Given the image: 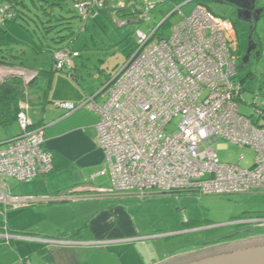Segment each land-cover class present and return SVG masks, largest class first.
<instances>
[{
	"label": "built area",
	"instance_id": "2783aa9c",
	"mask_svg": "<svg viewBox=\"0 0 264 264\" xmlns=\"http://www.w3.org/2000/svg\"><path fill=\"white\" fill-rule=\"evenodd\" d=\"M111 1L114 7L125 6L122 0ZM162 1L142 0L141 8L137 6L139 20L148 19ZM106 7V0L74 4L82 23L97 18ZM13 17L9 5L0 6V23ZM157 30L137 31L134 52L97 97L79 106L57 105L69 111L85 107L98 116L99 144L106 163L99 175L108 172L111 180L110 187L98 192L143 201L154 193L264 191V103H254L251 117L239 110L243 86L237 80V58L230 48L233 22L198 3L189 16L171 26L169 37H157ZM54 60L56 70L72 69L68 50L56 51ZM100 96L104 98L101 102ZM22 108L18 124L23 135L0 146V239L7 245L21 238L10 233L8 211L51 200L49 196L15 195L8 184V179L28 182L53 169L52 156L44 147V129L30 130L28 106ZM176 119V129L170 132ZM220 140L251 148L255 152L252 166L221 162L214 148ZM73 191L60 192L52 199L76 201L96 196H75Z\"/></svg>",
	"mask_w": 264,
	"mask_h": 264
},
{
	"label": "crops",
	"instance_id": "0c3cea01",
	"mask_svg": "<svg viewBox=\"0 0 264 264\" xmlns=\"http://www.w3.org/2000/svg\"><path fill=\"white\" fill-rule=\"evenodd\" d=\"M122 1L129 7L134 4L138 6L141 2V0ZM212 1L220 6L223 5L220 3L221 0H208L207 5H204L210 10ZM110 3L115 2L106 0V5L114 7ZM191 3L195 6L198 4L197 0H163L157 6L160 7L161 12H166L161 13L164 20L176 9L179 12ZM165 7H167L166 10ZM102 17L109 20L104 14H100L96 20L89 19L87 23L88 21L98 23ZM81 24H83L82 21ZM118 24V21L113 20L112 25L118 28ZM129 25L133 24L125 26ZM0 48H8L6 37ZM230 48L232 54L238 59L240 47L236 27ZM72 63L75 77L56 74L49 95L51 103L44 107L39 106L41 116L38 117V126L44 129V147L52 156L53 169L49 174L34 179L28 186V194L20 195L49 196L51 200L32 202L19 209L8 211L7 222L10 233L21 238L12 239L9 245H0V264H157L163 262V258H160L152 259L148 263L147 254L137 248L136 243L146 239H164L175 234H148L143 219H139L143 217L142 211L139 210L143 206L140 205L142 201H136V197L98 192L99 189L110 187L111 180L108 172L105 176L99 175L106 163L105 154L99 144L97 114L85 107L69 111L57 106L61 103L76 106L83 104L89 97L101 92L104 83L112 74L106 77L103 83L99 81L98 76H95L96 84L87 85L89 81L87 77L92 75L86 69L85 63H81L83 70L73 60ZM19 68L28 73H35L28 68L0 66V82L10 75L17 74L16 71ZM103 99L100 96L98 101L101 102ZM261 123H263L262 120ZM7 139L0 137V146L5 144ZM68 190H74L75 196L83 197L88 194L96 196L76 201L52 199L60 192ZM195 196L197 195L189 193H154L146 199L153 197L156 200L160 198L165 200L167 198L178 202L184 198L194 200ZM183 208L190 216H193V212L187 205ZM191 220L194 219L190 218L188 223ZM193 257L194 255H189L169 261L181 264Z\"/></svg>",
	"mask_w": 264,
	"mask_h": 264
},
{
	"label": "rangeland",
	"instance_id": "374dc122",
	"mask_svg": "<svg viewBox=\"0 0 264 264\" xmlns=\"http://www.w3.org/2000/svg\"><path fill=\"white\" fill-rule=\"evenodd\" d=\"M67 3L66 9L73 6V0H68ZM110 5L115 6L116 4L110 3ZM217 5L213 1L210 2L211 11L222 18L231 20L236 27L240 47L239 58L236 61V77L238 81H242L243 85V92L238 101L239 110L243 115L251 117L254 103H264V0H240V2L233 1L230 5ZM138 7L141 8V3ZM31 8V15L36 19V11L32 6ZM106 8H109V4ZM195 8L193 3L185 6L171 18L170 24L181 22ZM164 9L166 10L167 7ZM161 13L166 12H161L160 7L157 6L148 14V19L143 23L125 26L127 22L139 21V18L120 17L116 11H113L112 19L118 21V28L103 17L98 20V23L88 21V23L81 24V19L75 16L74 11L63 13L71 18L72 31L75 33L71 42L67 39L63 44H71L72 60L79 68L84 69L81 63L87 66L86 69L92 75L87 77L89 80L87 85L96 84L95 76L99 77L101 83L111 74L113 77L116 76L134 52L137 31L147 33L155 27V24H160ZM170 24L163 29L165 37L171 34ZM23 26L10 24L7 27L6 43L10 52L21 55L28 69L35 72L28 73L23 69H17L18 73L15 75L29 83L40 70L51 69L53 63L51 49L57 44L45 38L42 31L35 29V32L33 23L30 22ZM69 33L68 30H63L59 31V34L51 33L50 37L66 36ZM63 74L57 73L59 76ZM39 84H44V80H40ZM29 97L31 99V93ZM32 99L34 100L31 108L29 107V114L36 119L41 116V111L36 105L38 99L33 97ZM178 121L176 119L171 124L170 132L176 129ZM262 121L264 123V118ZM20 132L18 122H15L6 129L0 128V137L7 139ZM214 148L223 163L249 168L255 159V152L251 148L229 144L223 140L216 142ZM32 181L19 182L8 179V184L13 194L20 196L28 194L27 189ZM195 197L194 200L184 198L178 202L167 198L156 200L152 197L140 203L141 206L143 205L139 208L143 217L139 219H143L148 234H175L171 237H164V239H146L136 243L137 248L147 254L148 263L152 259L163 258L164 261H169L194 255L193 258L181 263L190 264L209 256L217 245L254 237L264 238V222H259V220H264L262 217L264 216V191L230 195H197ZM146 202H148L147 205H144ZM186 205L193 212V216H190L183 208ZM190 218L194 220L188 223ZM205 249L206 253L201 254Z\"/></svg>",
	"mask_w": 264,
	"mask_h": 264
},
{
	"label": "trees",
	"instance_id": "16d2710c",
	"mask_svg": "<svg viewBox=\"0 0 264 264\" xmlns=\"http://www.w3.org/2000/svg\"><path fill=\"white\" fill-rule=\"evenodd\" d=\"M78 1L80 0H73V6L69 7V9H66L65 5L68 4L67 3L68 0H0V6L4 4L9 5L10 11L14 13L13 18L7 19L5 20V22L0 23V45L4 44L5 37L8 33L7 27L10 24L15 23L23 26L29 24L30 22L35 25L34 27L35 32L36 30L42 31V34L43 36H45V38L51 39L55 44H57L51 49L52 57H53V63L51 69L40 70L32 82L26 83L23 78L16 75H10L4 78L0 82V128L1 129H6L13 123L18 122V115L22 111L23 105L28 106L27 112L32 122V126L30 127V130L35 128H41L38 126V121H39L38 118L35 119L29 114V107L31 108L32 102L34 100L32 99V97L38 99V101L36 102L37 106L44 107L48 103H51V100L49 98L51 85L54 76L58 72L64 73L73 78L75 77L74 66H72L71 70L55 69L54 53L58 50L66 49L70 52L71 55L72 52L70 47L71 44L64 45L63 43L67 39H70L71 42L75 37V33L72 31L71 18L66 17L63 13H66L67 11L70 12L74 11L75 16H77V18L78 17L80 18V16L78 15V13L74 8V4ZM207 1L208 0H197L198 3L205 5H207ZM140 3H142V0ZM31 6L36 11L35 12L36 19L31 15L32 12ZM113 11H116V13L119 14L120 17L134 16L135 18H139V15L141 14L140 13L141 9L137 7V4H134V6L129 7V5L126 2L124 7L105 8L101 11L100 14H104L110 20V22L113 23V19H112ZM96 19L97 18H95L94 20ZM140 23H143V21L142 20L131 21L128 22L127 24L134 25ZM169 24H170L169 20L165 21L163 24H158V23L155 24V27L158 28L156 36L162 37L163 29L167 27ZM85 29H86V25L84 30ZM63 30H68V32L70 33L66 36L57 35L54 37L53 36L50 37L51 33L55 32L59 34V31H63ZM135 48H136V43H135ZM0 66L28 68L25 62L23 61V57H21V55L10 52L8 48H0ZM112 78L113 76L109 77L104 84L108 83ZM42 79L44 80V84L40 85L39 81ZM240 82L242 83V81ZM30 93H31V99L29 97ZM261 125H264V123H261ZM22 135L23 132L21 131L17 135L7 139L5 143L14 141L19 137H21ZM257 218H261V217H257ZM2 225L3 222L0 219V233H2L3 231ZM3 244L4 241L0 239V245Z\"/></svg>",
	"mask_w": 264,
	"mask_h": 264
},
{
	"label": "water",
	"instance_id": "95a60500",
	"mask_svg": "<svg viewBox=\"0 0 264 264\" xmlns=\"http://www.w3.org/2000/svg\"><path fill=\"white\" fill-rule=\"evenodd\" d=\"M233 1L240 2V0H221L220 3L230 5ZM177 12L178 9L168 15L160 24L169 20ZM100 93L96 94L95 97ZM157 264L178 263L163 261ZM190 264H264V238L254 237L244 241L217 245L209 256Z\"/></svg>",
	"mask_w": 264,
	"mask_h": 264
},
{
	"label": "flooded vegetation",
	"instance_id": "af4514ba",
	"mask_svg": "<svg viewBox=\"0 0 264 264\" xmlns=\"http://www.w3.org/2000/svg\"><path fill=\"white\" fill-rule=\"evenodd\" d=\"M209 249H210V248H209ZM206 251H207L206 249H205V250H203V251L201 252V254H203V253L205 254V252H206Z\"/></svg>",
	"mask_w": 264,
	"mask_h": 264
},
{
	"label": "clouds",
	"instance_id": "9594fccd",
	"mask_svg": "<svg viewBox=\"0 0 264 264\" xmlns=\"http://www.w3.org/2000/svg\"><path fill=\"white\" fill-rule=\"evenodd\" d=\"M203 134V133H202Z\"/></svg>",
	"mask_w": 264,
	"mask_h": 264
}]
</instances>
